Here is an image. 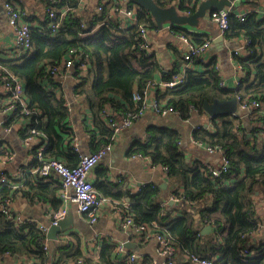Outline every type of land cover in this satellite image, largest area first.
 <instances>
[{"label": "trees", "instance_id": "trees-1", "mask_svg": "<svg viewBox=\"0 0 264 264\" xmlns=\"http://www.w3.org/2000/svg\"><path fill=\"white\" fill-rule=\"evenodd\" d=\"M8 1L19 5L13 0ZM40 1L47 8L39 25L31 26L33 48L30 55L1 58L0 63L23 80L31 110L41 112L44 120L29 128L50 138L46 157L61 159L63 144L72 140L74 134L71 132L67 101L64 95L56 91L59 85L57 79L49 80L54 88L46 89L42 85L40 79L46 77V66L61 62L72 48L80 56L88 54L87 69L81 71L78 66L75 67V72L80 75L75 87L77 94L84 95L94 115L97 117L105 105H110L118 113L123 112L121 114L127 111L120 108L135 110L139 106L137 103V107H134L133 93L136 88L142 92L154 79L157 69V64L149 61L139 49L138 27L140 23L148 28L158 25L150 13L139 5L137 23L121 29L118 22L109 17L108 3L100 11L96 10L95 4L94 8L83 14L78 11V4L74 1L60 0L55 9L62 25L58 31L52 32L47 12L52 1ZM176 1L180 10L194 12L201 0H155L162 7ZM245 2L252 6L259 4L257 0H241L240 4ZM130 3L134 4L133 1ZM68 5L71 10L62 16L61 8ZM28 18L32 19L29 13L27 21H30ZM229 20L230 25L224 36L242 40L248 37L250 41L248 47L251 53L235 55L245 75L240 78L236 88L230 89L221 86V77L214 61L205 64V71L187 70L182 84L166 89L162 97L157 98L167 106L174 107L184 119L191 117L193 110L203 113L205 100L211 102L215 97H249L259 99L264 104V16L253 11L246 20L241 21L234 10ZM173 27L180 33L190 35L197 45L204 42L199 35L189 33L181 26ZM253 111L255 115L248 120L218 115L211 119L215 127L213 130L204 125L193 130L195 140L223 149L228 167L220 177L209 175L202 161L188 160L181 150L180 132L176 129L151 125L147 130L148 139L137 140L133 145V151L150 156L154 164L168 166L169 178L180 186V190L176 188L174 193L182 198L179 204L176 203V208L181 207L183 214L175 217L168 211L165 214L162 212L157 200L161 189L155 184L144 185L133 196L129 213L140 222H158L159 230L168 234L179 248L183 261L180 264H194L187 258L189 253L211 258L214 264H264V240L255 238L261 224L257 203L262 200L264 205V114L258 113V109ZM97 123L102 134L110 133L109 128ZM25 179L29 187L26 191L28 196L50 200L56 195L59 186L57 180L42 182L39 177L33 178L29 173ZM14 193L15 190L9 185L2 184L0 203L12 199ZM208 224L212 225V230L203 233V227ZM44 241L45 233L39 228L16 225L0 213V254L6 251L28 254L34 260L33 264H67L79 258H83L86 264L95 263V260L84 256L79 241L57 244L53 250L43 249ZM245 250H248L247 257L243 254ZM122 259L123 256L115 252L114 245L104 243L98 263L128 264Z\"/></svg>", "mask_w": 264, "mask_h": 264}, {"label": "crops", "instance_id": "crops-1", "mask_svg": "<svg viewBox=\"0 0 264 264\" xmlns=\"http://www.w3.org/2000/svg\"><path fill=\"white\" fill-rule=\"evenodd\" d=\"M4 1L6 0H0V39L3 42L1 56L2 58L12 59L7 47L12 41L13 31L7 21ZM13 1L19 4L18 7L23 6L22 8L32 15V19L28 18L31 26L39 25V20L45 15L46 5L44 6L40 0ZM86 1L87 0L81 2V4L78 3L77 9L83 14H86L87 11L94 8L97 2V0ZM203 1L204 0H201L198 3L196 9ZM257 1L259 4L255 6V11L260 9V11H258L260 13L261 10L264 11V0ZM240 2L241 1L234 2L235 11H239L246 6V2L243 5L240 4ZM173 3L179 6L178 1ZM212 8L213 7H209L207 13ZM185 11H187V9H179L181 13ZM170 24V22H165L161 27L149 28L154 52L148 56V60H152L157 64L155 76L152 80L156 82V85L148 88L149 91L147 94L150 97H162L161 95L164 94L166 92L165 90L168 88H164L160 83L171 77L174 72L183 69L184 46L179 38L178 33L180 32L174 27H172L174 30H171ZM181 27L187 31L190 29L193 30V32H191L192 34L195 33L199 35L203 41L208 40L210 42L204 59H201L190 69L205 71V64L214 61L219 68L221 80L223 79L225 81V86H221L230 89L236 88L240 82L241 74L239 72L240 66L238 61L233 55V49L240 46L243 40L237 38L228 39L225 36L223 40H219L217 38L220 35L219 28L216 23L208 18L207 14L200 19L197 26L191 27L186 25L185 27ZM215 39L217 40L216 42ZM185 72L187 73V70ZM242 74L243 76L245 75L243 72ZM56 82L59 83L56 87V91L64 95L67 101L66 105L70 111L71 132L74 134L72 140L70 139L67 143L63 144V151L61 153V157L63 158H60L62 160L64 159L69 165H76L83 154L94 150L102 144L112 143V150L103 156L89 174V178L95 183L99 193L109 197L111 202L106 203L102 207L98 220L93 224H90L85 216L77 211L74 203H69V213L66 216L69 217L68 229L61 231L56 240H51L47 237V234L45 235V241L47 240L49 249L53 250L54 246L57 244L79 241L80 249L84 256L98 262L103 244L109 243L114 245V250L119 256L131 252L138 254L139 262L137 264H142V262L163 264V259L157 252V242L155 238L146 236V232L140 233L134 228L123 227L116 210L121 206L122 202L132 204L133 196L138 193L144 185L155 184L161 189L159 191L161 195L157 197V200L162 206V212L165 214L166 211H168L176 217L183 214V210L181 207L176 208L178 207L176 203L173 205L170 203V200H173L172 197L175 195L174 190L176 188L180 190V186L169 178L168 173L164 172L162 164H154L152 159L150 158V160H148L146 155L142 152L133 151V145L137 140L145 141L148 139L149 134L147 130L151 125L165 126L180 132L179 144L189 161L198 160L203 163H211L216 167L223 161V151L219 152L216 150L211 152L205 147L207 142H201L193 138V130L198 126L204 125L211 130L215 128L214 124L211 122L212 117L205 110L203 113L193 110L191 117L184 119L179 111L169 112L163 115L148 108L135 124L116 134L115 139L112 140L113 130L108 123V119L103 115V109L106 107L111 108V106L105 105L96 117L89 105L85 102L84 95L76 93L75 84L77 83L71 77L59 76ZM42 85L44 88L49 89L44 83H42ZM135 92L140 93L141 91H138L136 88ZM134 102V107H137L138 102L136 100H134ZM120 109L127 111L124 114L131 111L130 107ZM111 110L115 112L117 116L123 113H118L113 108H111ZM40 113V111L34 110L29 116V121L9 122L7 125L0 126V148L5 146V149H10L15 153L14 158L6 163H2L1 167L2 170L20 186V189L15 190V193L12 194L11 206L26 217H31V219H35L39 222H48L50 211L65 206V202L59 195V189L61 187L60 178L52 174L50 178L45 180L42 179V182L52 180H57L59 182L56 195L49 200L32 195L28 196L26 191H28L29 187L25 182V177H19L17 175L19 168L36 165L38 162L36 158L37 148L40 145H44L46 151L50 143V138L45 136V134L40 133L35 135L32 139L30 154L28 147L22 140L29 126L44 120ZM253 114L255 115L253 110L242 109V112L235 117L248 120ZM97 122H100L107 129L109 128L110 133H105V135L102 134L97 127ZM9 125L11 129L6 130V127ZM5 144H7V146ZM136 154H141V156ZM45 155L47 156V154ZM30 176L33 178L35 177L34 175ZM1 185L2 184H0V186ZM132 190L133 193L131 194L130 192ZM115 204L118 205L114 206ZM257 207L261 224L259 231L255 233V238L264 240V205L262 200L257 203ZM120 246L123 247L122 250H120ZM24 255L29 256L28 254ZM19 258L20 257H4L2 264L23 263ZM176 260V264L183 262L182 256L179 254Z\"/></svg>", "mask_w": 264, "mask_h": 264}, {"label": "built area", "instance_id": "built-area-1", "mask_svg": "<svg viewBox=\"0 0 264 264\" xmlns=\"http://www.w3.org/2000/svg\"><path fill=\"white\" fill-rule=\"evenodd\" d=\"M52 5L47 9L49 13V29L52 32H56L61 27L60 18L57 16L55 5H57L60 0H51ZM75 3H80L85 0H72ZM88 1V0H87ZM86 1V2H87ZM236 1L233 0V4ZM108 3L110 6L109 17L115 19L118 22V27L121 29H126L135 23H137V4H131L129 0H97L96 10H102L104 4ZM235 5V4H234ZM4 7L7 12V21L9 26L13 31L12 41L7 47V50L11 58H20L29 56L33 48V38L31 34V24L27 21L28 12L22 8L14 5L11 1H4ZM256 7L251 5H246L244 8L237 11V16L241 21L246 20L247 16L255 11ZM71 10L68 5L61 8V15L67 14ZM232 5H226L222 8H212L208 11V18L217 24L220 34L224 35L226 30L229 28L230 20L229 16L232 11H234ZM257 11H260L257 10ZM193 13L191 10H187L184 14ZM261 15L264 16V11L261 10ZM82 25H85L84 21H81ZM171 30L173 26H170ZM193 32V30H188ZM179 38L184 46L183 52V69L174 72L171 77L163 80L160 85L164 88H173L177 85L182 84L186 78V70L194 67V65L201 59H204L205 53L210 45V42L204 41L202 44L197 45L191 39V36L185 33H178ZM138 38H139V49L143 52L144 56L148 58L154 51L152 47V36L150 29L147 25L140 23L138 27ZM249 38L245 37L243 43L233 49V55H248L251 53V49L248 47ZM2 40L0 39V59L2 58ZM80 57V59H79ZM89 56L88 54H83L80 56L75 48L70 49L68 56L63 58V60L56 64H48L46 66V77L41 78L42 83L45 84L47 88L50 89L51 82L50 79H58L59 76L71 77L75 82L80 81V75L75 72V67L81 71H85L88 67ZM217 67V66H216ZM241 68V67H240ZM239 72L241 74L240 78L243 76L242 69ZM219 70V68L217 67ZM47 78V79H46ZM224 80L220 81L222 86H225ZM155 81H150L144 88L143 92L133 93V99L138 102V108L131 110L127 114H122L117 116L115 112L111 110L110 107L103 109V115L108 119V123L113 130L112 140L115 139V135L124 131L126 128L135 124L143 115L144 111L148 108L153 109L156 113L166 115L169 112H178L174 107L167 106L165 102L157 99L156 96L150 97L147 93L150 86H155ZM53 88V87H51ZM239 105L242 109H258V113L264 114V104L259 99H250L249 97L242 98L238 96ZM33 109L29 106L28 98L25 94V86L23 80L11 72L8 68L0 63V126L7 125L9 122H21L29 121V116L31 115ZM10 125L6 127V130H10ZM34 128H27L25 135L22 140L24 144L28 147L31 154L32 139L35 135L40 134ZM7 146V144H5ZM207 149L211 152L213 151H223L219 146L206 145ZM112 143H106L98 146L94 150L83 154L79 162L76 165H69L64 160L55 157H46L44 145H40L36 150V158L38 160L37 164L32 166L19 168L17 175L20 177L29 173L35 177H39L41 180H45L51 177L52 174L57 175L60 178L61 187L59 189V195L61 199L65 202V206L52 210L49 212L48 222H39L31 217H26L24 214L14 209L11 206V199L8 198L6 202L0 203V213L3 214L8 220L16 225H31L42 230L45 235L51 225H58L59 222L64 219L69 213V203H74L76 205L77 211L83 214L90 224L96 222L100 216L102 207L111 202L110 198L99 193L94 182L89 178V174L93 167L103 158L105 154L112 150ZM224 154V151H223ZM15 153L12 150L0 148V184H10L9 186L13 190L20 189L19 185L12 180L6 172L2 170V163H6L14 158ZM141 156V154H136ZM148 160L150 158L146 156ZM206 165V170L209 175L220 177L228 167V159L225 154L223 155V161L220 165L214 166L211 163H204ZM163 170L165 173L169 172V168L163 165ZM133 193V190L130 192ZM174 201H181L182 198L173 195ZM191 203L189 200H185ZM118 204H115L116 206ZM129 203L122 202L121 206L117 208L116 212L119 214L121 219V224L125 228H134L140 233H145L146 236L155 238L157 242V252L158 255L163 259V264H176V259L179 254V248L171 241L168 234L159 230L158 222H152L148 224L147 222H140L135 219L129 213ZM60 238V237H59ZM43 249H49V244L47 240L43 243ZM123 247L120 246V250ZM248 250L243 251L244 256L247 257ZM253 253V252H252ZM24 256V257H23ZM4 257H20L19 259L23 261L20 264H33L34 260L24 254H14L10 251H6L0 254V264ZM23 257V258H22ZM194 264H214L213 259L208 257H203L199 254L189 253L187 256ZM246 259V258H245ZM128 264H137L139 262V255L131 252L123 255V259ZM67 264H86L83 258H79L76 261ZM94 264H99L95 262Z\"/></svg>", "mask_w": 264, "mask_h": 264}, {"label": "water", "instance_id": "water-1", "mask_svg": "<svg viewBox=\"0 0 264 264\" xmlns=\"http://www.w3.org/2000/svg\"><path fill=\"white\" fill-rule=\"evenodd\" d=\"M137 5L145 8L150 15L153 17L158 26H162L165 22H170V26H197L200 19H202L207 14V9L209 7L222 8L226 5H232L233 0H209L203 1L199 7L191 14H184L179 12V6L170 5L167 7L159 6L155 0H130ZM219 40H223L224 35L220 34L217 37ZM216 38V39H217ZM215 39V42L218 40ZM205 111L211 116L215 117L218 115H234L237 116L242 112L239 105L238 96H233L231 98H219L215 97L211 102L205 100L204 103ZM171 204H179V201L170 200ZM69 217L62 219L58 225H51L47 231V237L51 240H56L58 234L61 231L68 229ZM212 230V225L208 224L203 227L202 232H207Z\"/></svg>", "mask_w": 264, "mask_h": 264}, {"label": "rangeland", "instance_id": "rangeland-1", "mask_svg": "<svg viewBox=\"0 0 264 264\" xmlns=\"http://www.w3.org/2000/svg\"><path fill=\"white\" fill-rule=\"evenodd\" d=\"M146 156H148V155H146ZM149 158H150V156H148Z\"/></svg>", "mask_w": 264, "mask_h": 264}]
</instances>
